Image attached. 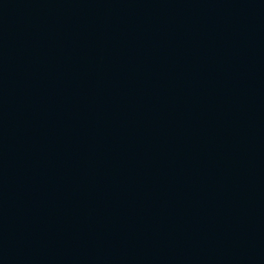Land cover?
I'll return each mask as SVG.
<instances>
[{"label": "water", "instance_id": "95a60500", "mask_svg": "<svg viewBox=\"0 0 264 264\" xmlns=\"http://www.w3.org/2000/svg\"><path fill=\"white\" fill-rule=\"evenodd\" d=\"M0 264H264V0H0Z\"/></svg>", "mask_w": 264, "mask_h": 264}]
</instances>
